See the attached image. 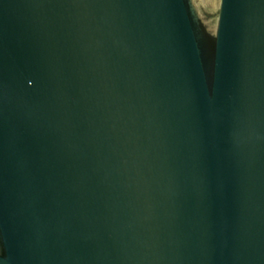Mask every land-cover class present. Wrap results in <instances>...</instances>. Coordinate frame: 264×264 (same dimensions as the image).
<instances>
[{"label": "water", "instance_id": "1", "mask_svg": "<svg viewBox=\"0 0 264 264\" xmlns=\"http://www.w3.org/2000/svg\"><path fill=\"white\" fill-rule=\"evenodd\" d=\"M0 264H264V0H0Z\"/></svg>", "mask_w": 264, "mask_h": 264}]
</instances>
